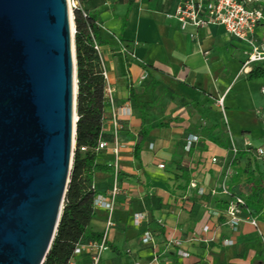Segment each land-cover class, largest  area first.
I'll return each instance as SVG.
<instances>
[{
	"label": "crops",
	"instance_id": "crops-1",
	"mask_svg": "<svg viewBox=\"0 0 264 264\" xmlns=\"http://www.w3.org/2000/svg\"><path fill=\"white\" fill-rule=\"evenodd\" d=\"M179 2L83 0L79 5L98 14L105 42L100 47V58L115 91L114 108L128 107L131 112V116L121 118L125 148L118 167L122 176L107 234V241L128 256L117 257L105 248L99 264H147L153 257L158 264H264L259 258L264 255V214L258 225L262 235L248 224L232 233L223 225L222 217L211 214L222 211L220 202L227 203L229 197L210 195V191L225 187L231 195L239 196L232 186L241 183L244 176L241 181H234V163L246 162L243 174L256 166L262 173L257 161L244 150L264 149V78L246 79L253 68L264 63L244 69L243 46L221 27L182 30L167 17ZM257 34L259 42L264 43L262 27ZM121 47L127 48L129 54L121 53ZM144 71L148 77L140 82ZM220 98L226 121L217 104ZM112 108L106 103L103 113L102 134L108 138L113 130ZM189 134L197 136L198 142L186 152ZM210 147L222 150L221 156L208 157ZM231 147L245 156L232 162ZM106 156L109 159L103 160ZM213 158L216 163H212ZM96 162L112 166L113 156L102 151ZM169 163L174 166L170 173L166 172ZM154 167L168 174L170 184L165 190L153 187ZM179 167L186 174L182 176ZM191 181L205 194L198 195L190 189ZM112 185L110 175L94 174L93 187L98 195L108 197ZM94 212L89 229L104 233L109 212L101 208ZM139 212L147 220L138 229L132 226L131 217ZM205 225L210 227L207 233L202 232ZM143 230H150L155 236L154 250L141 244ZM203 238L207 242L201 241ZM225 239L234 244L224 247ZM174 240L182 241L181 249L188 257L177 254L181 249L171 246ZM71 264L92 261L83 254L73 257Z\"/></svg>",
	"mask_w": 264,
	"mask_h": 264
},
{
	"label": "water",
	"instance_id": "water-1",
	"mask_svg": "<svg viewBox=\"0 0 264 264\" xmlns=\"http://www.w3.org/2000/svg\"><path fill=\"white\" fill-rule=\"evenodd\" d=\"M74 34L67 0H0V264H42L59 224L77 122Z\"/></svg>",
	"mask_w": 264,
	"mask_h": 264
},
{
	"label": "trees",
	"instance_id": "trees-1",
	"mask_svg": "<svg viewBox=\"0 0 264 264\" xmlns=\"http://www.w3.org/2000/svg\"><path fill=\"white\" fill-rule=\"evenodd\" d=\"M81 5L83 0H77ZM97 13H89L79 6L73 11L75 27L74 49L76 61V150L72 157V165L69 175V183L63 201V209L59 224L42 264H70L74 249L78 245L100 241L103 233H95L89 229V224L94 218V198L98 195L93 187L94 174H115V168L111 165H103L96 162V148L100 138L109 141L111 138L102 134L103 113L106 99L104 97L105 80L102 75V67L98 53L94 49V43L99 47L105 42L101 38L100 21ZM264 78V66L253 68L247 80ZM85 147L86 152L81 153L79 148ZM138 145L135 146L134 157L137 159ZM244 153H238L237 158L244 157ZM182 176L186 171L179 167ZM122 174L117 172V178ZM232 191L239 196L253 202L251 208L257 211L264 204V175L259 172L257 166L253 171H245L241 183L232 186ZM226 208V202H220ZM105 247L117 257L128 256V253L120 251L116 246L106 241Z\"/></svg>",
	"mask_w": 264,
	"mask_h": 264
},
{
	"label": "built area",
	"instance_id": "built-area-1",
	"mask_svg": "<svg viewBox=\"0 0 264 264\" xmlns=\"http://www.w3.org/2000/svg\"><path fill=\"white\" fill-rule=\"evenodd\" d=\"M264 0H180L179 4L175 8L172 14L167 15L168 18L174 19L182 30L187 27L208 28L210 26L221 27L224 29L226 34L240 43L244 48V53L246 59L244 61L245 67L264 63V43L259 42V37L257 34L258 28L262 27L264 30V9L262 3ZM68 2V1H67ZM79 7L77 0H70V10L73 17V11ZM94 49L98 53L101 67L102 75L105 80L104 97L106 103L111 105V122H112V133L111 139L109 141L100 138L94 152L98 155L102 151H109L113 156L112 166L115 168V180L113 181L112 189L108 197H103L97 195L94 198L93 206L94 209L101 208L109 212V217L107 221V227L103 233V237L100 241H93L85 245H78L73 252V257L87 254L90 256L92 264H99L101 253L104 251L105 244L107 241L108 229L111 227V214L113 212L114 204L116 198L119 194V187L117 182V172L118 163L120 160V153L125 148V143L121 137V132L123 130V125L121 123V118H126L131 116L130 109L128 107L114 108V94L115 91L109 84V79L106 70L103 67L100 58V47L94 43ZM121 53L129 54V51L125 47H121ZM148 73L144 71L140 77L139 81L142 82L146 80ZM218 107L224 115L223 98L218 100ZM77 121V115L75 116V122ZM198 142V137L195 135H187L184 150L189 152L192 145ZM153 146L150 144L149 149L152 150ZM76 150V140L75 136L72 143V157L74 151ZM81 153L86 152L85 147L79 148ZM250 157L254 158L264 175V149L263 148H251L247 147L245 150ZM230 152L233 159L237 157L239 150L236 147H231ZM216 158L212 159V163H216ZM159 168H164L163 165H159ZM189 188L196 190L198 195H204L205 191L203 188H198L195 181H191ZM218 193L228 196L226 208H223L220 212L211 213L217 218H223V225L227 227L232 233H237L240 227L244 224L250 225L252 228L257 230L259 235H262L258 229L260 215L264 214V205L260 211L255 210L247 205L246 199L241 196L231 195L225 187L221 191H210V195L216 196ZM183 200L186 197L182 198ZM147 220L144 213H134L131 217V223L134 228H141L142 224ZM210 231L209 225H205L202 228L203 233ZM141 244L144 246H149L153 250L156 246L155 236L150 230H143L141 232ZM201 241L207 242L205 238ZM174 248H180L182 246V241L174 240L171 243ZM234 242L230 239H225L222 241L224 247H230ZM181 257H188V253L184 252L182 249L177 252ZM71 264V261H70ZM134 264H143L141 262H135ZM147 264H158L155 257H153L151 263Z\"/></svg>",
	"mask_w": 264,
	"mask_h": 264
},
{
	"label": "rangeland",
	"instance_id": "rangeland-1",
	"mask_svg": "<svg viewBox=\"0 0 264 264\" xmlns=\"http://www.w3.org/2000/svg\"><path fill=\"white\" fill-rule=\"evenodd\" d=\"M212 154H216L218 156H221L222 154V150L220 149H215L213 147H210V149H208L207 151V156L210 157V155ZM109 157L106 156V159H103V160H108ZM233 168H234V172L232 173L234 175V181H241V179L243 178L244 174H243V169L245 168L246 166V162H238V163H234L233 165ZM174 170V166H173V163H169L166 165V172H172ZM118 171H120V169L118 168ZM236 172V173H235ZM152 182H153V187L154 188H159L161 190H165L166 189V184H170V181L168 180V174H166L164 171H161V170H158L156 167L152 168ZM110 178L112 181L115 180V177L112 175H110ZM189 179H186V181H188ZM117 182L119 183L120 180L119 178L117 179ZM134 202V201H133ZM132 202V203H133ZM251 204H253V202L251 201H248L247 202V205L250 207ZM128 226H126L127 228ZM264 249V247H263ZM105 254V252H103V255ZM242 256H244V254H242ZM260 260L263 261L264 263V255L263 257H259Z\"/></svg>",
	"mask_w": 264,
	"mask_h": 264
},
{
	"label": "bare ground",
	"instance_id": "bare-ground-1",
	"mask_svg": "<svg viewBox=\"0 0 264 264\" xmlns=\"http://www.w3.org/2000/svg\"><path fill=\"white\" fill-rule=\"evenodd\" d=\"M67 1H68L69 16H70V28H71V33L73 34L74 26H73V17H72V13L70 10V0H67ZM74 119H75V116H74Z\"/></svg>",
	"mask_w": 264,
	"mask_h": 264
}]
</instances>
